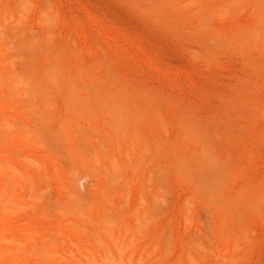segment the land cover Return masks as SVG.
I'll return each instance as SVG.
<instances>
[{
  "label": "rangeland",
  "instance_id": "rangeland-1",
  "mask_svg": "<svg viewBox=\"0 0 264 264\" xmlns=\"http://www.w3.org/2000/svg\"><path fill=\"white\" fill-rule=\"evenodd\" d=\"M0 264H264V0H0Z\"/></svg>",
  "mask_w": 264,
  "mask_h": 264
}]
</instances>
